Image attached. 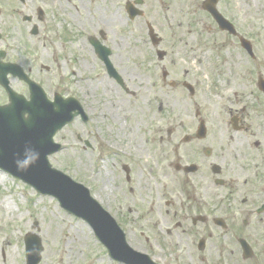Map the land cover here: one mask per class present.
I'll list each match as a JSON object with an SVG mask.
<instances>
[{"label":"flooded vegetation","instance_id":"obj_1","mask_svg":"<svg viewBox=\"0 0 264 264\" xmlns=\"http://www.w3.org/2000/svg\"><path fill=\"white\" fill-rule=\"evenodd\" d=\"M117 1L135 29L138 20L151 24L182 51L184 110L107 131L92 122L97 106L84 88L78 99L89 117L70 123V149L92 154V175L98 156L104 175L95 191L86 183L127 244L158 264H264V0ZM126 6L141 15L131 18ZM46 13L36 17L40 46L57 56ZM135 29L118 35L123 52L110 43L115 66L138 68ZM167 85L177 88L158 89ZM101 247L99 258L124 264Z\"/></svg>","mask_w":264,"mask_h":264},{"label":"rangeland","instance_id":"obj_2","mask_svg":"<svg viewBox=\"0 0 264 264\" xmlns=\"http://www.w3.org/2000/svg\"><path fill=\"white\" fill-rule=\"evenodd\" d=\"M121 3L117 0H29L23 6L11 0H0V50L5 52L4 60L25 65V68L31 66L33 78L45 83L42 86L49 95L54 89L66 95L74 91L85 99L83 89H89L90 96L86 97L99 112L93 121L107 131L124 124L133 126L137 121L141 127L145 124L143 120L148 118L151 122L160 123L159 118L182 113L184 106L180 100V89L157 88L158 84H164L161 82L162 66L169 70L168 79L176 80L178 84L181 82L184 74L182 51L170 46L169 41H162L160 48L166 51V56L159 62L150 41L144 40L145 25L140 20L136 29L135 22L129 24ZM36 6L46 10L47 20L54 25L50 34L53 44L59 50L61 48L57 56L40 46L39 35L29 34L32 22L37 21ZM24 14H33L32 22L23 21ZM100 26L106 27V43L116 42L113 45L119 46L116 48L119 53L123 52L121 47H126V41L118 38L120 33L135 29L140 36L134 41L138 46L134 55L138 68L125 69L123 62L116 66L128 92L107 75L87 40L90 35L98 36ZM150 60L159 66L156 69L145 68ZM42 66H48L49 71ZM60 72L66 78L61 79L62 84H53L60 79ZM11 86L27 95L26 86L21 81L11 79ZM0 103H6L1 87ZM95 109L91 111L97 114ZM71 131V126L64 128L57 139L71 140ZM64 146L60 152L50 156L51 165L73 178L92 184L95 191L104 175L102 169L98 175L91 174L92 154L89 157L81 150L68 149V144ZM6 199L11 201L12 208L4 207ZM28 232L36 234L43 247L38 264H85V259L89 264H109L99 258L103 249L84 221L65 212L55 198L39 195L29 185L0 170V264H24V236ZM61 257L63 260L59 261Z\"/></svg>","mask_w":264,"mask_h":264},{"label":"water","instance_id":"obj_3","mask_svg":"<svg viewBox=\"0 0 264 264\" xmlns=\"http://www.w3.org/2000/svg\"><path fill=\"white\" fill-rule=\"evenodd\" d=\"M158 56L162 57L160 52ZM8 71L12 70L0 64V84L10 99L8 105L0 106V167L21 178L37 191L55 196L68 212L82 217L92 225L90 209L95 208V205L88 190L62 172L51 168L47 160L48 155L59 149L58 145L49 146L53 134L71 119L69 100L56 101L55 98L54 102L47 101L39 87L29 84L31 100L26 101L9 88L5 79ZM109 73L117 75L111 67ZM25 113L28 114L27 117L24 116ZM29 146L39 152V158L25 171H19L15 161L23 156L24 149ZM95 227L93 226L98 238L106 242L100 227ZM26 257L27 264H36L40 259L39 246L34 250L30 247V254Z\"/></svg>","mask_w":264,"mask_h":264},{"label":"clouds","instance_id":"obj_4","mask_svg":"<svg viewBox=\"0 0 264 264\" xmlns=\"http://www.w3.org/2000/svg\"><path fill=\"white\" fill-rule=\"evenodd\" d=\"M39 158V152L33 147H26L22 157H18L15 161L19 171H25L31 164L35 163Z\"/></svg>","mask_w":264,"mask_h":264},{"label":"bare ground","instance_id":"obj_5","mask_svg":"<svg viewBox=\"0 0 264 264\" xmlns=\"http://www.w3.org/2000/svg\"><path fill=\"white\" fill-rule=\"evenodd\" d=\"M3 181V180H2ZM4 207L7 208V209H10L12 208L11 206V201H9L8 199L5 200V203H4Z\"/></svg>","mask_w":264,"mask_h":264}]
</instances>
